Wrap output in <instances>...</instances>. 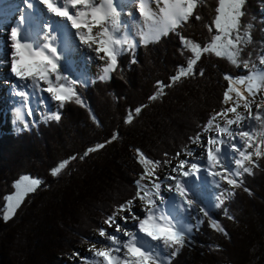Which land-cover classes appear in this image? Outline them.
Instances as JSON below:
<instances>
[{"label":"trees","instance_id":"1","mask_svg":"<svg viewBox=\"0 0 264 264\" xmlns=\"http://www.w3.org/2000/svg\"><path fill=\"white\" fill-rule=\"evenodd\" d=\"M216 7L217 0H205L197 9L202 19L178 31L207 43L214 32L206 25L214 20ZM243 10L240 24L251 40L242 45V55L251 53V61L258 64L264 52V0H245ZM181 48L175 33L140 44L134 54L117 56L110 79L72 84L82 103L73 99L61 107L59 102V120L45 115L20 132L0 124V213L22 177L42 181L11 218L0 215V264H70L104 220L136 196V181L144 171L136 150L166 168L189 150L192 138L205 133L209 118L227 107L222 102L228 84L224 74L236 77L247 70L214 54H204L197 63L203 76L184 78L149 101L156 81L168 83L178 66L186 64L190 53L182 55ZM133 55L136 63H131ZM129 113L134 118L127 123ZM101 144L104 147L84 155ZM65 160L68 166L51 175V169ZM256 163L258 167L250 166L253 174L233 177L243 182L240 187L201 203L202 211L188 222L190 242L166 264H264V155L256 156ZM213 222L224 231L213 228Z\"/></svg>","mask_w":264,"mask_h":264},{"label":"snow or ice","instance_id":"2","mask_svg":"<svg viewBox=\"0 0 264 264\" xmlns=\"http://www.w3.org/2000/svg\"><path fill=\"white\" fill-rule=\"evenodd\" d=\"M47 3V7L50 11L56 13L57 16L66 17L71 21L73 28L80 29L84 27L87 29V35L83 32H78L76 35L80 36L81 41L92 47L93 44H98L94 50L98 53L103 52L104 56L100 59L107 58L108 62L103 68V75L99 76L100 80L110 79V73L116 70L117 56L122 52H132L134 54L135 49L140 45H147L149 43L158 42L161 37L168 36L169 33H175L182 42L181 54L186 52L190 53L186 56V64L178 66L177 73L169 78V82L156 81V92L149 96V101L158 99L159 96L164 95V89L180 82L182 79L195 76L204 75L203 68L197 69V63L201 60L204 54L215 55L216 57L226 59L231 65L236 68H242L245 71L243 75L232 76L230 73L224 74V79L228 82L225 92L223 94V103L228 104L231 102V107H225L211 116L207 122V125L203 128V131L210 132L216 130L218 135L215 137H208L207 143L204 147L207 149L208 164L215 168L220 164V155H228L226 149L222 153V148L217 146L227 145L233 150V153L238 152L240 159H236L237 166L242 168L241 171H233L228 168H221L217 172H209L213 176H220L221 179L226 180L229 185L233 187H240L242 181L237 179H230L228 175H222L223 173H230L232 176L239 177L244 173L249 175L252 173L251 167L245 166V161L249 164L257 166L253 156L260 157L264 155L260 151L261 144H264V140H261L258 144H253L254 137L250 131L244 130L242 121L246 119L255 120L258 124H264V96L261 97L259 102L255 99H249V96L255 97L257 93L264 90V52L259 56L258 64L251 61V53L242 55L244 48L242 45L247 44L251 40V34L244 31L240 24V18L244 15L245 0H217V7L215 8L216 15L211 24L206 25L209 32L214 34L209 38L208 42L201 44L200 42L189 39L183 36L180 29L194 21L202 19L201 15L197 12L198 7L205 3V0H132L133 4H138V11L143 16L144 21L139 31L140 39H135V33L130 28L124 26V31L121 32L120 16L124 10L123 0H63L60 6L44 0ZM26 6L32 8V3L29 0H25ZM79 6V8H78ZM118 7L120 10H118ZM69 8L75 10L70 13ZM30 18V17H29ZM25 15L20 13V23L16 28L11 30V39L14 41L13 48L15 51L12 53L13 59L11 61V70L21 80L31 78L33 85H38L41 80L48 84V88L45 91L51 92L53 99L61 102L60 106H63V102L72 101L75 99L76 103H82L75 90L63 83H59L61 79L67 80V77L55 76V84L51 78L57 71V63L59 55L57 48L50 42L56 39L55 36L46 37L49 42L36 43L33 47L32 43H22L21 40L27 41L29 37L27 35L18 38L21 31L23 22L25 21ZM93 28L97 31L93 33ZM146 29V30H145ZM241 31H244V35H241ZM117 33H120L117 35ZM31 59L32 63L26 65L23 68H18L17 65L25 58ZM134 58L131 63H136ZM76 81H71V84H75ZM239 86H246L242 91ZM27 87V85H25ZM235 93V99L232 95ZM247 93V95H245ZM21 96L25 93L21 92ZM244 101L241 105L238 101ZM253 106H255V112H253ZM137 107L134 110L135 114H139L142 108ZM238 108H243L244 112H238ZM229 113L234 114L232 118L229 117ZM52 119L59 120L60 114L54 113ZM134 118L133 113H129L126 122L130 123ZM217 118L224 121L223 124L216 123ZM232 125H236V130L231 128ZM226 134V139L222 136ZM116 137L113 136L112 139ZM239 141L236 143H228V141ZM193 143L200 141V134L192 138ZM240 141L243 143L241 144ZM110 142V141H109ZM104 145H97L94 148H90L85 152V156L88 152L96 151ZM246 148H253L252 152L246 151ZM138 161L144 166V171L141 173V179L136 181L137 193L133 197V200L139 199L145 202L148 206L145 211L146 215L138 217L132 212L133 200H128L118 206V211L109 215L104 223L109 228L115 226V233H120L122 236L127 237V240H123L121 235L109 233L105 228L99 229V235L106 237L111 243L106 249H99L95 251L96 257H103V260L98 264H164L165 257L163 254L167 250H171L167 254V258L176 255L186 242H190V239L186 241V237H190L192 232L191 225L180 224L178 217L173 214V211H168L166 214L160 212L157 200L154 197H158L160 202L163 203V197L160 196V184L150 181L152 187L142 184L141 181L148 177L154 176V169L161 161H152L151 158L145 156V154L137 149ZM167 155V154H165ZM76 157H71L75 159ZM83 159V157H80ZM164 163H167L165 161ZM186 161H181L174 171H180ZM69 164V160L62 161L55 168L51 169V175L57 176L60 172L66 168ZM148 165H152L149 168ZM191 168L195 171H199L197 164L193 163ZM189 172H183V175H189ZM175 179V177H172ZM40 179H29L24 177L22 182H18L15 187L17 189L15 195H9L7 200L6 212L0 213L5 220L11 218L15 210L23 202V198L28 193L35 192L41 185ZM186 183V182H185ZM168 191H174L179 197H181V203L177 205L173 199L170 207L173 210L182 208L185 206L190 207L192 200L187 198L184 183L180 180H176L174 186L169 187ZM244 191L249 192L248 188H244ZM216 207H220V204H216ZM226 211V210H225ZM119 212H128L131 215L124 216L121 221H117V215ZM205 215H208L205 212ZM229 219H235L229 216ZM128 220L136 221L134 225L137 231H129L126 226L122 228V223L126 225ZM176 221V223H173ZM180 225L179 227L177 225ZM213 228L219 231H224L220 228L216 222L211 224ZM140 233L145 234L146 237H150L151 241H159L160 244L153 245L151 241L145 240L140 236Z\"/></svg>","mask_w":264,"mask_h":264},{"label":"rangeland","instance_id":"3","mask_svg":"<svg viewBox=\"0 0 264 264\" xmlns=\"http://www.w3.org/2000/svg\"><path fill=\"white\" fill-rule=\"evenodd\" d=\"M125 1H126L124 3L125 7H124L123 12H121V16H120V22L122 25L121 32L124 31V26H127L128 28L131 29L133 33L136 34L135 39L139 40L140 39L139 31H140L141 25L143 24L144 18L143 16L139 14L138 4H133L132 0H125ZM21 6L22 4L19 3L17 5V8H20ZM6 10L7 9L5 8V6L4 8L0 9V11L2 12H6ZM118 10L120 9L118 8ZM17 12L18 11L16 10L15 14ZM2 14L4 13H0V18L4 16ZM9 15L11 16V13H7V15L5 16H7L8 18ZM12 18H13V15H12ZM6 20L4 21L2 25H0L1 26V30H0V124L3 123L4 128L7 130L12 129L16 131L20 127L22 119L16 116L14 110L18 107V105L21 106L22 104H24L26 106V104L24 102V99H22V97L11 95V94L9 96L6 95L8 94L9 90L13 92V88L11 86L12 81H16V82L17 80L20 81L22 83L20 84V87L22 88V90H23L22 86L25 87V85H27V87L25 88L31 91V94L33 95V97H32V100L30 101V104H28V110L30 111L31 116H33L32 109L35 108L37 121L40 117H43L45 115H53L54 113H57L59 109V101L53 99L51 92L45 91V89L48 88V84L45 81L41 80L39 82L40 90L35 95L33 93L34 85L32 84L31 80H30V83H28L26 80L21 81V79H17L18 77H16V79L13 77V75L15 74H11L12 72L11 66L7 64L9 61L11 51L9 52V54L8 52L3 51L4 46L6 48L9 47L7 41L4 42V39L6 40V37H7V28H8V25L6 24L7 23ZM96 31L97 29L93 28V33H95ZM119 34L120 33H117V35ZM69 38L70 40H69L68 46H72V50L73 52H75V55L68 56L69 53H67V55L65 54V59L68 56L67 57L68 59H70L73 62H76V64L79 65V67L84 68L82 74L80 75L81 78H79V80H76V81L78 82L81 81V83L83 84H88L92 80L99 79V76L103 75V68L106 66L108 62L107 58L100 59L101 56H104L103 52L98 53L94 50L96 47H99V45L93 44L92 47H89L87 44H84L82 41H79V40L77 41L73 36ZM72 38L76 40L78 44L77 47L76 45L74 46L75 43L72 41ZM56 72L70 73L71 71L67 69L66 62H64L63 60H59L57 62ZM54 76L55 75H52L51 77L53 80H54ZM67 85L71 86L70 83L69 84L67 83ZM239 87L243 91L246 86H239ZM32 95H29V93H27V96L29 98ZM232 95L235 99V93H232ZM245 95H247V93H245ZM262 96H264V90H261V92L257 93V95L254 98L249 96V99L250 100L255 99L256 102H259ZM238 102L241 105L244 103V101L242 100ZM231 106L232 104L231 102H229L227 107H231ZM237 111L244 112V109L238 108ZM253 112H255V106H253ZM23 113L25 114V110ZM233 116L234 114L229 113L230 118H232ZM216 123L223 124L224 121L220 120V118H217ZM242 126L244 127V130H247L250 132L252 131L251 134L254 137V140H253L254 145L260 143L261 140H264V132H263L264 124H258L255 120L246 119L245 121H242ZM231 128L233 130H236L237 126L232 125ZM261 132H263V134ZM217 135L218 133L216 130L205 132L204 134L200 136V141L197 143L191 144L189 150L184 155H182L180 158H178V160H176L172 165L166 168H161L159 165L156 166L154 169L155 175L148 177L145 180L141 181L142 184L148 185L149 188L152 187V184L150 183V181L160 184V196L163 197V200L165 202L163 203V206H159L160 212L166 214L170 210L173 211V214L178 217L180 224L188 225V222L189 223L193 222L194 217H196L199 214V212L202 211L201 204L199 203L201 202V200L202 202L206 203L205 201L208 200V198L210 199L211 196L217 195L220 191L223 192L225 191V189L229 190L233 187L232 185H229L226 182V180L221 179L220 176H213L209 173H206L204 170L206 167L205 163H206V158H207V149L204 147V145L207 143L208 137L210 136L215 137ZM222 138L226 139V134H224ZM237 141H239V138H237V140L234 142H230V141L229 142L236 143ZM240 143L242 144L243 142L240 141ZM218 146L221 148L223 147L222 145H219V144ZM262 148H264V144H261L260 151ZM253 150H254L253 148H246V151L248 152H252ZM232 158H233L232 167H234V170L231 167H228V169L231 168V170L236 171L237 166H236L235 160L240 159L239 153L238 152L233 153ZM253 160L256 161V156H253ZM181 161H186V163L183 165V168L180 171H174L173 169L177 168L180 165ZM225 162L227 161L225 160ZM193 163L197 164L199 171L200 169H202L201 173L191 168V165ZM234 163H235V166H234ZM245 166L250 167L252 165L249 164L247 161H245ZM148 167L152 168V165H148ZM222 167L225 168L223 163L218 164V167H215V168H212L211 166H209L208 171L217 172V171H220ZM238 171H241V169L239 168ZM183 172H189L190 174L185 176L183 175ZM193 172L196 174L200 173V175L196 176ZM222 175H227V174L222 172ZM230 175L231 174L228 175L230 179H234L236 177L235 176L233 178V176L232 175L230 176ZM24 177H28L29 179H34L29 176H24ZM24 177H22L19 181H17L16 184L18 182H22ZM172 177H175V179H172ZM177 179L180 180L182 183H184L187 198L192 200V204L190 207L185 206V207L179 208L178 211L173 210L170 207V205L173 199L177 201L178 199H181V197H179L174 191L172 192L168 191L169 187L175 185ZM211 183H215V185H210ZM16 191L17 189L15 187L14 192L10 195H15ZM29 194L30 193L24 196L23 201ZM154 198L157 200L158 205L162 204L158 197H154ZM209 202H211V199ZM147 207L148 206L145 204L144 201L136 199L132 204V212L135 213V215L138 217H143L147 214L145 211ZM6 208H7V200L5 203L3 213L6 212ZM164 208H167V210H164ZM128 215H131V214L128 212H120L119 215L117 216V221L120 222L122 217L128 216ZM136 223H137L136 221L128 220L126 225L122 223V228L126 226L127 230L129 231H137L138 229L134 227ZM173 223H176V221H173ZM177 226L179 227L180 225L178 224ZM103 228H105L106 231L109 233L121 235L120 233H115L114 225L112 228H109L107 224H104ZM140 234L146 237L145 234L143 233H140ZM121 238L123 240L128 239L127 237H124L122 235H121ZM146 239H148L149 241V239L151 238L146 237ZM110 243L111 242L108 241L106 237H101L98 232H95L93 239L83 244L80 247L79 254H76V256L70 259V264H98V262L103 260V257H96L95 251L99 249H106ZM151 243L153 245L160 244L159 241H151ZM169 251L171 250H167L163 254V256L165 257L164 264L167 263V260H168L167 254Z\"/></svg>","mask_w":264,"mask_h":264},{"label":"bare ground","instance_id":"4","mask_svg":"<svg viewBox=\"0 0 264 264\" xmlns=\"http://www.w3.org/2000/svg\"><path fill=\"white\" fill-rule=\"evenodd\" d=\"M17 5H18V3H17V0H5V2H3V0H0V8H4V6H5V8L7 9L6 10V12H2V11H0V13H4V14H2V15H4V16H2L1 18H0V25H2L3 23H4V21L6 20V18H7V16H5V15H7V13H11V15H13V13H15V10H16V8H17ZM30 12V11H29ZM50 14H48V13H46V11H45V14H44V19H45V21L48 23V20H47V16H49ZM12 16H8V18H7V22L10 24V23H13L12 22V20L14 19V18H12ZM17 25V24H16ZM16 25H14L13 27H12V29L16 26ZM42 26V23H41V21H40V19H39V17H37L36 19H35V22H34V26H30V28H29V31L28 32H26V34H29L30 36H31V43L32 44H34L35 45V43L34 42H37V41H43L44 40V37H42V29L40 28ZM36 32V34L34 35V33ZM48 32H49V29H48ZM46 33V35H51L52 33ZM4 34V33H3ZM45 35V36H46ZM59 37V36H58ZM6 40L4 39V42H5ZM27 43V42H26ZM75 44H74V46L76 45V47H77V42L75 41L74 42ZM9 45V44H8ZM66 50H67V52H66V55H67V53H69V55L68 56H74L75 55V52H73V50H72V46H67L66 47ZM14 52V51H13ZM12 51H11V53H13ZM10 53V54H11ZM8 54H9V52H8ZM7 54V55H8ZM64 56H65V54H64ZM67 56V57H68ZM66 57V61H67V58ZM7 58V57H6ZM5 58V59H6ZM12 59H13V57H9V61H8V63L7 64H9L10 66H11V61H12ZM70 60V59H69ZM30 63H32V61H29V60H25V61H23V62H21L20 64H18L17 65V67L18 68H23V67H25L26 65H28V64H30ZM6 71V70H5ZM10 72V71H9ZM11 74H15L14 72L12 73L11 72ZM12 77V76H11ZM13 77L16 79V75H13ZM17 79H21L20 77H18ZM24 80H26L28 83H30V80H31V78L29 77V78H27V79H24ZM22 81V80H21ZM18 82H20V81H18L17 80V82L16 83H18ZM40 90V84H38V85H34V90H33V93L36 95L37 94V91H39ZM29 95H32L31 94V91L29 92ZM26 109V108H25ZM24 104H22L21 106L20 105H18V107L14 110V112H15V114H16V116H18V117H21V115L22 114H24L23 112H24ZM252 132V131H251ZM259 132V131H258ZM264 132V131H263ZM263 132H261L262 134H263ZM260 133V134H261ZM164 210H167V208H164Z\"/></svg>","mask_w":264,"mask_h":264},{"label":"clouds","instance_id":"5","mask_svg":"<svg viewBox=\"0 0 264 264\" xmlns=\"http://www.w3.org/2000/svg\"><path fill=\"white\" fill-rule=\"evenodd\" d=\"M111 74V73H110ZM76 83H78V81H76ZM34 113H35V115H36V112H35V110H34ZM41 118V117H40ZM38 122V121H37ZM3 129H4V124L1 126ZM27 129V128H26ZM28 129H30V128H28ZM23 130H25V129H23V127H22V125H20V127L18 128V130H16V131H18V132H20V131H23Z\"/></svg>","mask_w":264,"mask_h":264}]
</instances>
